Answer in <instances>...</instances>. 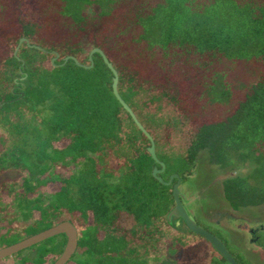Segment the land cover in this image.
Here are the masks:
<instances>
[{
	"label": "trees",
	"instance_id": "obj_1",
	"mask_svg": "<svg viewBox=\"0 0 264 264\" xmlns=\"http://www.w3.org/2000/svg\"><path fill=\"white\" fill-rule=\"evenodd\" d=\"M5 4L0 0L2 10ZM51 4L57 20L21 23L18 39L26 42L17 46L16 38L0 58V177L12 175L0 186V200L9 199L0 201V248L65 220L77 231L65 264H152L168 242L203 240L167 225L175 179L163 184L152 176L160 165L146 151L149 140L113 94V74L101 55L92 53L91 65L87 60L94 47L152 137L162 180L176 173L183 183L204 151L209 166L225 172L219 188L230 209L254 213L264 206V0ZM122 4L114 26L100 32ZM57 23L61 28L51 27ZM40 26L48 35L37 38ZM129 63L148 65L153 75L142 77ZM184 68L199 77L190 96L168 81ZM209 112L220 119L194 121ZM65 241L54 235L0 264L9 258V264H51ZM210 254L214 264H226L211 246Z\"/></svg>",
	"mask_w": 264,
	"mask_h": 264
},
{
	"label": "rangeland",
	"instance_id": "obj_2",
	"mask_svg": "<svg viewBox=\"0 0 264 264\" xmlns=\"http://www.w3.org/2000/svg\"><path fill=\"white\" fill-rule=\"evenodd\" d=\"M5 2V8H3V10L0 8V13L2 14L3 12L2 16L0 17V58L5 57V54H9L12 51L11 48L14 46V40L16 38L18 39L21 23L34 21L36 23L38 22V25H48V23L45 22H50L51 18L57 20V16L56 14H54V10L51 9L52 11L50 12L48 8L52 5L51 0H5ZM125 10V4H122L116 10H114L112 16L106 18L104 23H102V27L99 31L103 32L106 29L110 30L112 26H114L116 20ZM58 25L59 24L57 23L55 26L51 27L58 28L60 26ZM47 29V27L43 28L42 26H40L38 30L39 33H37L36 37L38 38L39 35L42 36V34L47 36ZM127 65L134 68L136 71H139V74H141L142 77L153 75L150 72V68L148 65L144 66L137 63H129ZM178 71L180 72L172 73L168 77V81L170 85H174L179 92H182L181 94H183L184 96H190V93L192 92L191 90H193L194 87V83L199 79V77H191L192 75L190 72L192 71L189 68H184L183 70L178 69ZM163 80V78L159 77L157 79V82L160 84H166L165 80ZM177 104L178 105H172L174 111H178V108H180V106L185 105V99L182 100L181 105L179 103ZM166 106L168 107L169 104H167ZM169 107H171V105ZM187 108H189V106H187ZM186 113L190 114L189 112ZM193 118L194 121L199 124L200 122L215 121L217 119H220V116L216 115V113L214 114L209 112L201 119H198L196 115H193ZM183 144L184 142L182 143V145ZM206 159L207 156L205 152L200 151L196 156V166L191 170V175L189 176V178L184 179V182L179 184L178 188L187 199V202H184V207L188 214L199 224L208 227L207 229H209L210 231L218 232V229L214 228V225L210 223V221L206 220L205 217H203L201 211H199L197 207L198 203L205 202L207 205L206 207L210 210L208 212L204 211V213L209 217L212 214L213 209H219L221 207L222 209L229 208L221 197L219 188V181L225 177V172L214 170L212 166H209ZM11 177L12 175H10L9 173L2 174L0 177V186L2 185V182L11 180ZM50 189L51 188L43 189V191L44 193H47ZM202 199L205 201H203ZM8 200V197H1L0 201L6 202ZM206 207H204L203 209H205ZM255 211L256 213H258L257 215L264 216V206L259 207ZM244 228L245 227L243 225L241 226L239 223L236 226L232 227V229H228V231H231V233L236 237L235 239L231 238L230 236L228 237L229 232L223 235L225 237L222 236L223 243L226 245L231 255H234L235 257H237L236 255H244L249 251L247 245L251 247L254 244L247 240L248 236L246 235V231ZM257 235L260 236V244L264 247V233L259 231ZM184 237L186 236H183L182 238ZM243 238L245 239V242L247 241V245L242 241L244 240ZM195 239V242L189 245H183L181 243L170 245V242H168L167 246L162 245L163 248H160L157 251L160 259L156 262H153L152 264H214V260L211 257L210 246L208 245V243L199 238ZM186 240H188V237H186ZM191 240L193 239L191 238ZM243 249L245 250L244 253ZM11 260L12 259L10 258L7 259L6 264L11 263ZM252 261L253 260L248 259L247 264H251Z\"/></svg>",
	"mask_w": 264,
	"mask_h": 264
},
{
	"label": "water",
	"instance_id": "obj_3",
	"mask_svg": "<svg viewBox=\"0 0 264 264\" xmlns=\"http://www.w3.org/2000/svg\"><path fill=\"white\" fill-rule=\"evenodd\" d=\"M26 39L24 37H20L18 39L17 46ZM94 52H98L106 66L111 70L112 72V78H111V89L113 94L115 95L116 99L119 101L123 109L127 111V113L130 115L136 126L140 129V131L146 136V138L149 140V145L146 146V151L148 154L152 157V159L159 163L160 168H157L155 165L151 169V174L153 177H155L159 182L163 184H170L172 179L174 178L175 181L172 183L171 186V194L173 197V205L171 208L167 211L165 214V221L167 225L172 228L173 230L179 231L180 226L184 225L189 231L200 235L203 237L212 247V249L219 254L221 257H223L228 263L235 264L233 258L228 253L227 249L225 248L224 244L221 242L219 238H217L215 235L204 229L202 226L197 224L195 220L188 214L184 207V202H187L186 197L184 194H182L179 190V184H180V178L176 173H172L168 176V179L166 181L162 180L161 177L158 175L163 171L164 165L162 162L158 161L154 152V143L152 140V137L148 134V132L142 127V125L137 121L135 118L133 112L131 109L127 106V104L120 98L117 92V74L114 68L112 67L111 63L106 59L105 55L102 53V51L94 47L92 48L87 56V60L90 61L91 65V55ZM57 57V55H54L50 58L51 63H53V60ZM70 58L74 63L80 64L74 57L72 56H66L63 58L65 61L66 59ZM89 65V66H90ZM85 67H88L85 65ZM58 234H64L66 237V241L64 244V247L59 254V256L51 263V264H65L72 253L76 249L77 244V231L75 226L70 221H61L47 229H44L40 232H37L33 235H30L26 238H23L13 244L7 245L5 247L0 248V259L8 257L20 250H23L31 245H34L36 243H39L49 237H52L54 235Z\"/></svg>",
	"mask_w": 264,
	"mask_h": 264
},
{
	"label": "flooded vegetation",
	"instance_id": "obj_4",
	"mask_svg": "<svg viewBox=\"0 0 264 264\" xmlns=\"http://www.w3.org/2000/svg\"><path fill=\"white\" fill-rule=\"evenodd\" d=\"M203 201H205V200H203ZM206 206L207 205L205 202H200V203H198L197 207H198L199 211H201V214L203 215V217H205L206 220L210 221V223H212L214 225L213 226L214 228L218 229L217 230L218 232L210 231L209 229H207L206 226L199 224L198 222L195 221L196 223H198L204 229H206L207 231H209L210 233L215 235L217 238H219L222 243H223V237H225L223 235L225 233L229 232L228 229L229 228L232 229V227H234L240 223L241 226L243 225L245 227L244 228L246 231L245 233L248 236L247 240H249L251 243H254L251 247H249V245H247V241L245 242L244 238H243L244 240L241 239L244 243H246L249 251L246 252L244 255H241V256L236 255L237 257H235L234 255H231V253L227 249L226 245L223 243L225 248L227 249L228 253L233 258L235 264H239L240 259H243L244 261H246V264H247L248 259L253 260L251 264H264V247L260 244V242H261L260 236L257 235V233L259 231L264 233V216L263 215H261V216L257 215L258 213H256V211L254 213H252L251 210H249V209L233 210L230 208H223L222 209V207H221L219 209L218 208L213 209L212 214L209 217V216H206L207 214L204 213L203 208ZM180 229L185 230L187 228L184 225L183 226L181 225ZM229 236L231 238H234V239L236 238L231 233V231L228 233V237ZM203 240L206 241L204 238H203ZM247 248H246V250H247ZM211 249H212V247H211ZM244 252H245V250L243 249V253ZM215 264H221V263H215ZM226 264H230V263H228L226 261Z\"/></svg>",
	"mask_w": 264,
	"mask_h": 264
}]
</instances>
